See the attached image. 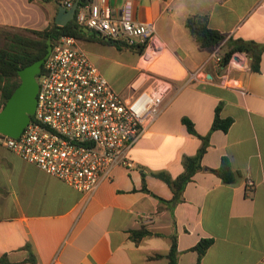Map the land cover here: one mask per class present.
<instances>
[{
  "label": "crops",
  "instance_id": "obj_1",
  "mask_svg": "<svg viewBox=\"0 0 264 264\" xmlns=\"http://www.w3.org/2000/svg\"><path fill=\"white\" fill-rule=\"evenodd\" d=\"M66 2L76 0H0V28L43 30L55 22L60 6L70 9ZM107 2L116 16L130 3L136 22L155 25L163 47L156 57L168 66L150 67L154 60L146 62L135 49L80 40L92 63L104 76L112 64L129 68L123 94L145 72L171 79L174 90L159 119L130 151L134 167H116L112 180L92 196L0 144V258L9 264H169L165 256L176 234L178 264H198L191 249L206 238L214 242L201 264H264V52L260 72L251 70L246 53L234 54L227 66L212 58L216 49L223 57L238 40L264 45V0ZM191 15H207L210 27L226 36L224 42L201 48L186 27ZM244 57V66L235 63ZM218 106L232 126L211 133L203 169L177 202L156 174L177 178L184 172V158L196 155L202 140L182 119L207 136ZM223 157L236 175L232 184L210 171ZM249 179L252 188L246 186ZM142 228L149 234L136 243L131 231Z\"/></svg>",
  "mask_w": 264,
  "mask_h": 264
},
{
  "label": "built area",
  "instance_id": "obj_2",
  "mask_svg": "<svg viewBox=\"0 0 264 264\" xmlns=\"http://www.w3.org/2000/svg\"><path fill=\"white\" fill-rule=\"evenodd\" d=\"M65 5L71 8L73 3ZM74 19L105 41L143 47L146 62L163 49L155 25L136 22L130 3L116 16L107 0H92L78 7ZM212 58L222 63L218 49ZM246 60L235 63L244 66ZM37 79L35 114L18 138L0 134V144L86 196L111 181L116 167H134L130 151L159 119L163 102L174 90L171 79L145 72L128 94L116 91L74 36L53 44ZM144 83L149 87L143 89ZM246 186L252 188L254 182L249 179Z\"/></svg>",
  "mask_w": 264,
  "mask_h": 264
},
{
  "label": "trees",
  "instance_id": "obj_3",
  "mask_svg": "<svg viewBox=\"0 0 264 264\" xmlns=\"http://www.w3.org/2000/svg\"><path fill=\"white\" fill-rule=\"evenodd\" d=\"M33 1V0H30ZM50 1V0H43ZM92 0H80V7H84ZM186 27L190 34L195 39L196 43L201 48L214 49L219 47L225 40L226 36L218 30H215L209 25V17L207 15H191L186 20ZM31 36L21 33H4L6 37L5 44L0 46V110L6 104L14 90L20 85L19 70L31 65L35 61L44 58L47 54L48 41L51 40L55 44L63 36H74L79 40L93 41L98 40L102 43L114 44L118 48H131L138 50L143 54L144 48L129 47L124 42H109L101 39L95 33L85 31L77 26L75 19L69 22L66 26H58L55 22L51 23L43 30H30ZM264 45L257 44L251 41L238 40L232 43L229 51L223 56L222 64L227 66L236 53H246L251 58V70L260 72V63ZM43 70V67H42ZM221 106H218L215 111L210 133L207 136L199 135L194 127V123L187 117L182 119L187 130L202 140V145L194 156H186L184 158V172L177 178H172L167 173L161 172L156 176L165 181L174 193V200L177 202L182 200L186 185L193 179L194 175L203 169L202 158L210 144V135L216 130L228 132L232 126L233 120L230 118L223 119L220 115ZM217 175L224 183L232 184L235 182V173L231 163L227 157H223L220 166L217 169L210 170ZM145 175L143 174V181ZM144 190L148 189L144 182ZM149 234L144 228L131 231V238L134 242L139 243L140 240ZM173 244L170 252L165 256L169 260V264H178V245L176 234L172 237ZM213 239L206 238L191 250L196 251L199 255L198 264L207 253L213 244ZM0 263L9 264L4 258H0Z\"/></svg>",
  "mask_w": 264,
  "mask_h": 264
},
{
  "label": "water",
  "instance_id": "obj_4",
  "mask_svg": "<svg viewBox=\"0 0 264 264\" xmlns=\"http://www.w3.org/2000/svg\"><path fill=\"white\" fill-rule=\"evenodd\" d=\"M79 6L80 0H76L69 10L64 6H60L55 23L61 27L66 26L74 20ZM52 47V41L49 40L45 57L19 70L18 74L21 83L0 110L1 135L18 138L31 121L37 107V95L39 91L37 78L41 74L44 62L50 55Z\"/></svg>",
  "mask_w": 264,
  "mask_h": 264
},
{
  "label": "rangeland",
  "instance_id": "obj_5",
  "mask_svg": "<svg viewBox=\"0 0 264 264\" xmlns=\"http://www.w3.org/2000/svg\"><path fill=\"white\" fill-rule=\"evenodd\" d=\"M7 32L21 33L23 35H28V36L32 35L29 29L0 28V46H3L5 44L6 37L4 36L5 35L4 33ZM156 64H163L168 66V62L162 56L155 57L153 64L150 67L154 68L153 65ZM112 67H113V71L105 70L104 74L106 78L109 80L110 84H112L114 89H116L119 92L127 93L128 91H123L125 88L123 90H121V88L125 86L124 84L125 81H127L131 77V73H132L131 70L129 68H125L123 65H118V64H112ZM112 67H110V69Z\"/></svg>",
  "mask_w": 264,
  "mask_h": 264
}]
</instances>
